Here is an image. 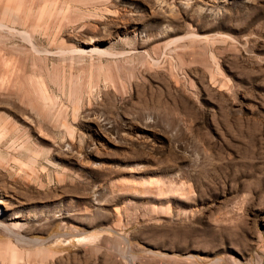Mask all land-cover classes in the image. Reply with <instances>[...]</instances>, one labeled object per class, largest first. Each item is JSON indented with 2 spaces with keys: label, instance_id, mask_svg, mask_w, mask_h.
I'll return each mask as SVG.
<instances>
[{
  "label": "rangeland",
  "instance_id": "obj_1",
  "mask_svg": "<svg viewBox=\"0 0 264 264\" xmlns=\"http://www.w3.org/2000/svg\"><path fill=\"white\" fill-rule=\"evenodd\" d=\"M0 264H264V0H0Z\"/></svg>",
  "mask_w": 264,
  "mask_h": 264
}]
</instances>
